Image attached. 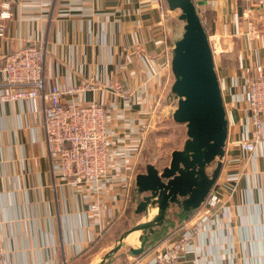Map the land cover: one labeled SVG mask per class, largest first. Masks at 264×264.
Here are the masks:
<instances>
[{"label": "crops", "instance_id": "obj_1", "mask_svg": "<svg viewBox=\"0 0 264 264\" xmlns=\"http://www.w3.org/2000/svg\"><path fill=\"white\" fill-rule=\"evenodd\" d=\"M5 1L11 15L0 18L5 24L0 36V94L9 91L1 71L9 54L29 43L41 46L47 89L55 83L76 86L86 79L99 84L82 100L101 102L110 111L115 165L122 164L132 140L127 142L125 136L134 131L143 136L141 128L172 78L174 32L168 33L164 25L171 21L167 0H0V12ZM195 1L201 2L199 9L208 21L220 82L227 87L233 74L244 79L263 59L264 7L249 0ZM216 51L223 61L228 51L238 67L221 63ZM43 107L42 97L31 102L0 100L1 230L11 251L9 264H78L125 214L136 180L134 167L122 174L130 175L131 181L114 178L117 186L67 184L52 167ZM248 156L228 148L215 187L228 198L221 184L228 173L241 174L230 199L233 233L245 242L242 249L237 245L235 262L264 264V146L255 159L249 161ZM236 157L244 162H233ZM92 199L103 203L104 212L89 226L85 212ZM240 206L244 216L238 212ZM258 211V224L251 225Z\"/></svg>", "mask_w": 264, "mask_h": 264}, {"label": "built area", "instance_id": "obj_2", "mask_svg": "<svg viewBox=\"0 0 264 264\" xmlns=\"http://www.w3.org/2000/svg\"><path fill=\"white\" fill-rule=\"evenodd\" d=\"M249 1L264 7V0ZM2 6L1 19L11 15L10 3L5 1ZM202 21L207 29L208 21L203 14ZM250 28L254 29L253 23ZM4 33L5 24L0 22V36ZM1 71L4 85L9 91L0 94V100L31 102L38 97L44 99L43 126L52 167L67 184L105 183L111 186L114 183L117 186V179L131 181L130 175L122 177V174L137 163L142 132H129L125 136L127 142L130 138L132 140L121 157L122 164L116 166L110 111L101 102L82 100L87 92L99 89V84L86 79L76 86L62 87L55 83L47 89L45 51L35 43L12 51ZM225 86L221 83L229 127L226 152L231 147L238 152L248 153V160L251 161L257 157L259 148L264 146V55L252 66L243 81L235 76L232 86ZM232 161L243 163L244 158L236 157ZM240 177L239 172L228 173L221 184L228 192V198L214 186L193 217L179 228V235L175 239L146 255H133L135 264H237V245L242 249L245 242L237 239L233 233L234 207L230 199L236 192ZM103 190L106 193V188ZM87 205L85 218L87 225L92 226L102 219L104 205L99 199H92ZM238 212L244 216L242 206ZM258 213L251 216V225L258 224ZM10 257L11 251L0 224V264H9Z\"/></svg>", "mask_w": 264, "mask_h": 264}, {"label": "water", "instance_id": "obj_3", "mask_svg": "<svg viewBox=\"0 0 264 264\" xmlns=\"http://www.w3.org/2000/svg\"><path fill=\"white\" fill-rule=\"evenodd\" d=\"M170 9H181V27L172 36L171 69L175 77L169 109L175 122L185 124L187 138L182 149L172 152L162 170L154 164L136 176V192L145 194L135 212L142 218L89 264H106L121 249L143 254L154 235L168 226V211L191 215L205 202L224 165L229 127L215 53L202 21L200 1L167 0ZM137 235V239L132 237Z\"/></svg>", "mask_w": 264, "mask_h": 264}, {"label": "rangeland", "instance_id": "obj_4", "mask_svg": "<svg viewBox=\"0 0 264 264\" xmlns=\"http://www.w3.org/2000/svg\"><path fill=\"white\" fill-rule=\"evenodd\" d=\"M169 13H171V21L170 19L169 23L165 21L164 25L165 28L167 27V32L171 30L170 33L174 32L175 34L181 27L182 23L179 17L181 9H170ZM224 54L226 55L223 61L221 53L219 54L218 51H216L217 59L219 61H222L221 63L229 66L232 69H235L234 67H238V64L234 61V59H231V57L229 56L228 51H224ZM244 74H247L246 71L244 72ZM235 76H239V74H233L232 78L230 79L229 85H227L228 88L232 86ZM171 77V80H168L167 83L163 85L161 95L159 96V100H157V102L155 103V106L151 113V117H148L146 124H144L141 128L143 131L144 140L140 147V152L137 157V163L134 166L132 172V175L135 177L136 174L145 172L146 165L149 163L154 164L160 170L168 166L171 162L172 152L177 149H182L187 138L186 125L175 122L169 114V109L171 108V105L173 103V100H169L171 87L175 80L173 73ZM243 80L244 79L241 78V81ZM228 88L226 91V96L229 93ZM144 195L145 194H138L136 192L135 180V185L133 186L131 194V201L127 206L125 214L120 218L118 223L114 225L106 240L102 244H100L92 253H90L86 260L82 259L80 262H78V264H89L97 257L103 255L124 231L131 228L142 218L143 215L137 214L135 212V209ZM196 211H194L185 219L181 220L178 217V215H181L179 214V208L177 206L172 207L168 211V214L170 215V218L168 220L171 221V224H169L165 228L163 227L161 231H157L155 233V240L147 247L146 251L143 254L146 255V253H149L158 247L165 246L168 242L175 239L179 235V228L184 224L185 221L191 219ZM133 255L134 254L130 251V248L126 247L119 250L106 264H135Z\"/></svg>", "mask_w": 264, "mask_h": 264}, {"label": "trees", "instance_id": "obj_5", "mask_svg": "<svg viewBox=\"0 0 264 264\" xmlns=\"http://www.w3.org/2000/svg\"><path fill=\"white\" fill-rule=\"evenodd\" d=\"M203 14V13H202ZM204 16V15H203ZM189 215H187L186 213H183L182 215H178V217L183 220L185 219L186 217H188Z\"/></svg>", "mask_w": 264, "mask_h": 264}, {"label": "bare ground", "instance_id": "obj_6", "mask_svg": "<svg viewBox=\"0 0 264 264\" xmlns=\"http://www.w3.org/2000/svg\"><path fill=\"white\" fill-rule=\"evenodd\" d=\"M215 47H216V49H219V46H218V45H215ZM136 238H137L136 235H134V236L132 237L133 240H135Z\"/></svg>", "mask_w": 264, "mask_h": 264}, {"label": "flooded vegetation", "instance_id": "obj_7", "mask_svg": "<svg viewBox=\"0 0 264 264\" xmlns=\"http://www.w3.org/2000/svg\"><path fill=\"white\" fill-rule=\"evenodd\" d=\"M169 213V212H168ZM182 215V214H181ZM167 224L169 225V224H171V221L170 220H167ZM165 228V227H164Z\"/></svg>", "mask_w": 264, "mask_h": 264}]
</instances>
